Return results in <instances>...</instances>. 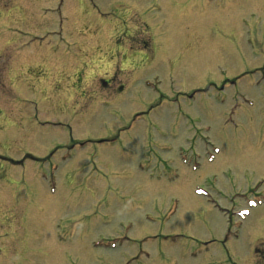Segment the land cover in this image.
Returning a JSON list of instances; mask_svg holds the SVG:
<instances>
[{
	"label": "rangeland",
	"instance_id": "obj_1",
	"mask_svg": "<svg viewBox=\"0 0 264 264\" xmlns=\"http://www.w3.org/2000/svg\"><path fill=\"white\" fill-rule=\"evenodd\" d=\"M263 192L264 0H0V264H251Z\"/></svg>",
	"mask_w": 264,
	"mask_h": 264
},
{
	"label": "flooded vegetation",
	"instance_id": "obj_2",
	"mask_svg": "<svg viewBox=\"0 0 264 264\" xmlns=\"http://www.w3.org/2000/svg\"><path fill=\"white\" fill-rule=\"evenodd\" d=\"M182 1L183 2H185V0H176L175 1V3L174 4H176V3H182ZM138 8V7H137ZM140 9H142V8H140ZM136 14V13H135ZM136 18H134L133 17V15H130V18L129 17H126L125 18V20H123V21H121V22H119L118 24H116V26H115V30H117V28L119 29V25H121V24H126V28H124V29H122V32L121 33H123L124 35H128L129 36V38H130V40L132 41V42H134V43H137V46L136 47H138V46H141V44H139V42L141 41V42H143L142 43V47L143 48H141V47H139L138 49H131L132 51H134V53H135V55L134 56H139V55H143V54H146L147 55V51H149V53L151 52V51H153V49L151 48V47H149L151 44H152V42H153V37H154V33H151L150 34V36L147 38V39H142V33H140V32H138V30L137 31H135V32H130V31H128V30H130V29H133V27H134V25H139L140 23H141V21H140V19H141V15L140 14H136ZM129 19L130 20H132V23L129 21ZM128 22V23H127ZM132 27V28H131ZM145 47V48H144ZM145 50H147L146 52H145ZM139 53H141V54H139ZM146 55H144V56H146ZM143 56V57H144ZM148 56H149V54H148ZM147 57V56H146ZM75 78H76V80H79L80 81V78L79 77H76L75 76ZM102 83H104V81H102ZM104 84H106V83H104ZM75 87H76V85H75ZM72 88V87H71ZM71 88H69V89H71ZM106 89V88H105ZM121 90H123V85H122V83L120 84H118V87H117V90H116V94H118V91H121ZM122 92V91H121ZM102 94L104 95V96H106L105 94L106 93H104L103 91H102ZM137 113H134L133 114V119H132V121H134V120H136V119H138V118H142L143 116H145V115H148L149 114V112H143V113H141V114H139V115H136ZM131 125H132V123H131ZM122 128L123 127H120V128H116V130L118 131L117 133H119L121 130H122ZM158 131H161V130H158ZM263 218V217H262ZM262 239H264V233L262 232V231H260V232H257V233H255L254 235H253V243H255V246H254V249L252 250L253 251V254H256V252H257V249H258V247H256V243H260V241L262 240ZM252 251H251V253H252ZM262 257V256H261ZM247 260H248V262H250L251 264H264V257H262V258H260L259 256H256V255H254V256H251V257H247ZM253 260V261H252ZM259 260V262H256V261H258Z\"/></svg>",
	"mask_w": 264,
	"mask_h": 264
},
{
	"label": "bare ground",
	"instance_id": "obj_3",
	"mask_svg": "<svg viewBox=\"0 0 264 264\" xmlns=\"http://www.w3.org/2000/svg\"><path fill=\"white\" fill-rule=\"evenodd\" d=\"M175 3V0H170V5Z\"/></svg>",
	"mask_w": 264,
	"mask_h": 264
}]
</instances>
